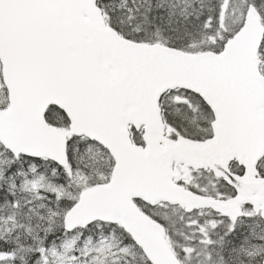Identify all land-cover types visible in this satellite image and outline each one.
I'll return each instance as SVG.
<instances>
[{"label": "snow or ice", "instance_id": "snow-or-ice-1", "mask_svg": "<svg viewBox=\"0 0 264 264\" xmlns=\"http://www.w3.org/2000/svg\"><path fill=\"white\" fill-rule=\"evenodd\" d=\"M0 264H264V0H0Z\"/></svg>", "mask_w": 264, "mask_h": 264}]
</instances>
